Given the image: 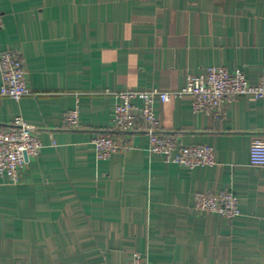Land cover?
<instances>
[{
    "label": "crops",
    "instance_id": "0c3cea01",
    "mask_svg": "<svg viewBox=\"0 0 264 264\" xmlns=\"http://www.w3.org/2000/svg\"><path fill=\"white\" fill-rule=\"evenodd\" d=\"M0 11V53H21L32 89L19 102L0 95V128L21 116L43 143L18 184L0 178V264H125L133 253L149 264H264V167L250 162L264 99L229 98L220 119L189 97L155 103L162 131L211 146L213 166L169 163L144 134L107 161L92 144L115 125L119 100L106 91H174L209 66L257 84L264 0H0ZM75 109L78 130L65 123ZM227 191L240 216L196 212L197 195Z\"/></svg>",
    "mask_w": 264,
    "mask_h": 264
},
{
    "label": "built area",
    "instance_id": "2783aa9c",
    "mask_svg": "<svg viewBox=\"0 0 264 264\" xmlns=\"http://www.w3.org/2000/svg\"><path fill=\"white\" fill-rule=\"evenodd\" d=\"M3 24L0 11V30ZM0 72L1 96L19 102L32 93L25 60L20 52L9 50L0 53ZM105 93L115 95L119 102L114 107V127L99 131L92 139L98 161H107L117 153L129 154L134 149V138L144 134L149 139L151 153L162 155L169 163L194 169L215 165L214 149L207 145H181L174 136L164 133L154 110L155 103L189 97L193 100L194 111L220 119L229 98L250 96L263 100L264 75L257 84H252L240 69L231 72L225 67L209 66L198 75H189L185 85L174 91L155 88ZM135 100H141L143 106H137ZM65 123L69 129H80V111L69 112ZM42 148L43 143L35 128L21 116L16 117L10 126L0 128V178L18 184L22 171L40 155ZM250 162L253 166L264 167V139L261 137H256L251 144ZM195 210L201 214L217 213L227 220L241 214L239 199L231 191L197 195ZM125 264H149V260L146 255L133 253Z\"/></svg>",
    "mask_w": 264,
    "mask_h": 264
},
{
    "label": "water",
    "instance_id": "95a60500",
    "mask_svg": "<svg viewBox=\"0 0 264 264\" xmlns=\"http://www.w3.org/2000/svg\"><path fill=\"white\" fill-rule=\"evenodd\" d=\"M138 141H139V140H138V139H136V143H138Z\"/></svg>",
    "mask_w": 264,
    "mask_h": 264
}]
</instances>
